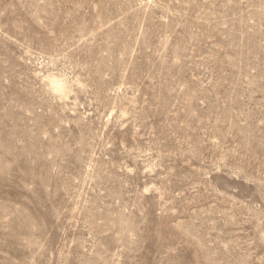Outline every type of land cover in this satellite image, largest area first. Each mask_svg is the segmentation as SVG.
Wrapping results in <instances>:
<instances>
[{"label":"rangeland","instance_id":"obj_1","mask_svg":"<svg viewBox=\"0 0 264 264\" xmlns=\"http://www.w3.org/2000/svg\"><path fill=\"white\" fill-rule=\"evenodd\" d=\"M0 264H264V0H0Z\"/></svg>","mask_w":264,"mask_h":264},{"label":"bare ground","instance_id":"obj_2","mask_svg":"<svg viewBox=\"0 0 264 264\" xmlns=\"http://www.w3.org/2000/svg\"><path fill=\"white\" fill-rule=\"evenodd\" d=\"M51 79V77H50ZM51 83L54 85L52 86L55 88L54 90L57 92H61V94L67 89L62 81L57 80L56 78L51 79Z\"/></svg>","mask_w":264,"mask_h":264}]
</instances>
